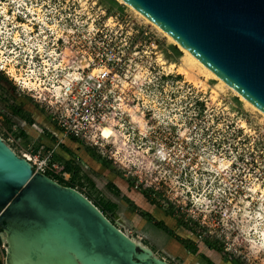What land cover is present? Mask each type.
Listing matches in <instances>:
<instances>
[{
    "label": "rangeland",
    "instance_id": "obj_1",
    "mask_svg": "<svg viewBox=\"0 0 264 264\" xmlns=\"http://www.w3.org/2000/svg\"><path fill=\"white\" fill-rule=\"evenodd\" d=\"M183 56L117 0H0V138L51 154L53 180L69 162L75 189L168 264H264V116ZM92 60L113 75L96 145L50 118Z\"/></svg>",
    "mask_w": 264,
    "mask_h": 264
},
{
    "label": "water",
    "instance_id": "obj_2",
    "mask_svg": "<svg viewBox=\"0 0 264 264\" xmlns=\"http://www.w3.org/2000/svg\"><path fill=\"white\" fill-rule=\"evenodd\" d=\"M122 1L264 113V0ZM6 228L33 240L46 233V255L65 246L80 264H159L86 196L34 171L0 138V232Z\"/></svg>",
    "mask_w": 264,
    "mask_h": 264
},
{
    "label": "built area",
    "instance_id": "obj_3",
    "mask_svg": "<svg viewBox=\"0 0 264 264\" xmlns=\"http://www.w3.org/2000/svg\"><path fill=\"white\" fill-rule=\"evenodd\" d=\"M11 14L13 15L10 20L11 23L13 20L19 21L13 26L24 25L19 24L22 19L21 11ZM4 16L6 17V14ZM21 31H24L26 35L33 30L26 31V29L21 28ZM13 42L16 41L13 39ZM90 66L93 68L89 75L86 77L81 75V77L75 78L77 82L67 84L61 94L55 93V102L50 106V118L64 136L96 145L99 139L103 137L102 126L110 122V114L114 108L110 101L112 97L110 96V86L113 75L106 63H95L92 60L87 65V69ZM95 66L98 67L94 68ZM95 70H97V74L94 76ZM92 80L94 81L91 82ZM20 156L36 172L47 176L49 172L63 173V167L51 160V154L42 155L40 151L32 154L25 151ZM3 249H5L4 244Z\"/></svg>",
    "mask_w": 264,
    "mask_h": 264
},
{
    "label": "bare ground",
    "instance_id": "obj_4",
    "mask_svg": "<svg viewBox=\"0 0 264 264\" xmlns=\"http://www.w3.org/2000/svg\"><path fill=\"white\" fill-rule=\"evenodd\" d=\"M120 3H123L127 5L130 9H132L135 13L140 15L144 20H146L149 24L153 25L155 28H157L160 32L164 34L172 43H174L180 50L183 52V59L188 66H196L198 67L202 73H204L206 76L216 80L220 85L230 89L233 91V93L246 105L250 106L251 108L258 111L262 116H264V113L261 112L258 108H256L253 104H251L248 100H246L243 96L235 92L226 82H224L222 79H220L218 76H216L214 73H212L208 68H206L199 60H197L192 54H190L186 49H184L182 46H180L171 36H169L166 32H164L161 28L156 26L152 21H150L148 18H146L144 15H142L140 12H138L136 9H134L129 4L125 3L122 0H117ZM184 63V64H185ZM183 64V65H184ZM187 69V68H186ZM180 70L182 73L187 74L186 71H184V68L182 69L180 67ZM189 71V70H188ZM190 77V75H189ZM102 213V212H101ZM103 214V213H102ZM104 215V214H103ZM105 216V215H104ZM120 230V229H119ZM6 231V232H5ZM5 231H1L0 237L3 241L7 256L5 262L3 264H80L76 261H71L72 256L79 255L78 252H75L71 250L70 248H66L65 246H59L60 254L55 257L54 255H46L47 249L46 246L50 243V235L48 234H40L37 236H34V240L28 236L25 232H21L22 230L16 228L15 230L9 231L8 228L5 229ZM120 232H122L120 230ZM123 233V232H122ZM125 236H127L132 242H134L137 245H141L142 248L145 250V252H151V250L138 243V241L131 239L128 235L123 233ZM140 258L147 257L146 253H143L139 255ZM153 257L158 260L159 264H163V260L158 258L153 254ZM165 263V261H164ZM88 264H100V263H88Z\"/></svg>",
    "mask_w": 264,
    "mask_h": 264
},
{
    "label": "trees",
    "instance_id": "obj_5",
    "mask_svg": "<svg viewBox=\"0 0 264 264\" xmlns=\"http://www.w3.org/2000/svg\"><path fill=\"white\" fill-rule=\"evenodd\" d=\"M13 112L14 113H16V114H20V110H13ZM65 165H64V171L65 172H73V175L71 176V178H70V180H68V181H65L61 176H56V179L55 180H57V182L59 183V184H61V185H64V186H69V187H72V188H75L76 187V185H75V177H77V175H78V169L76 168L75 170H73L72 169V167L69 165V162H65L64 163ZM49 176V175H48ZM95 204V206H100L101 204L99 203V202H97V203H94ZM105 207H107L108 209H110V208H112L113 206H109V205H106ZM101 208V207H100ZM101 209H103V208H101ZM160 225V227H162L161 225L162 224H159ZM165 230H166V228H164ZM167 231V230H166Z\"/></svg>",
    "mask_w": 264,
    "mask_h": 264
},
{
    "label": "crops",
    "instance_id": "obj_6",
    "mask_svg": "<svg viewBox=\"0 0 264 264\" xmlns=\"http://www.w3.org/2000/svg\"><path fill=\"white\" fill-rule=\"evenodd\" d=\"M38 151H40V150H38ZM37 152V151H36ZM40 153H41V151H40Z\"/></svg>",
    "mask_w": 264,
    "mask_h": 264
}]
</instances>
